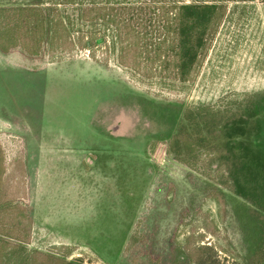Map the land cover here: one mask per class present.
<instances>
[{
    "label": "rangeland",
    "instance_id": "obj_1",
    "mask_svg": "<svg viewBox=\"0 0 264 264\" xmlns=\"http://www.w3.org/2000/svg\"><path fill=\"white\" fill-rule=\"evenodd\" d=\"M106 33L105 43L59 59L47 42L33 55L0 50V240L47 254L66 245L67 259L82 264H193L185 249L204 245L219 264H247L264 247V212L222 185L209 150L218 141L183 111L212 105L230 108L227 117L264 99V0L228 4L183 82L123 66ZM258 118L247 142L264 151V110ZM182 125L205 137L195 144L203 153L185 157L197 169L167 149ZM12 204L31 220L25 241L6 234L22 228ZM3 248L0 264H25Z\"/></svg>",
    "mask_w": 264,
    "mask_h": 264
},
{
    "label": "trees",
    "instance_id": "obj_2",
    "mask_svg": "<svg viewBox=\"0 0 264 264\" xmlns=\"http://www.w3.org/2000/svg\"><path fill=\"white\" fill-rule=\"evenodd\" d=\"M243 1L246 0H23L21 4L0 6V50L6 52L18 45L33 55L41 42H47L51 58L59 59L77 46L90 48L105 43L108 32L117 46L120 64L143 76L157 74L183 82L191 79L204 59L228 4ZM97 34L100 36L96 37ZM229 109L220 110L212 105L187 107L183 118L198 127L197 131L202 126L218 141L219 144L210 143L209 150L217 159L214 173L220 172L225 178L222 185L264 212V151L247 142V129L251 121H259L264 99L248 98L242 112L225 117ZM185 129V125L180 126L168 141L167 149L174 159L197 169L193 160L185 157L202 154L195 144H205V137L192 138ZM198 169L205 173L204 167ZM8 208L16 210L22 228L6 234L25 241L30 218L21 204ZM6 209L7 206L0 207V212ZM3 246L10 247L11 252L18 249L25 264H82L67 259L71 248L66 245L54 248L58 255L4 240H0V255ZM213 253L211 247L204 245L191 246L184 254L193 264H219ZM263 260L264 247L256 249L247 264H260Z\"/></svg>",
    "mask_w": 264,
    "mask_h": 264
}]
</instances>
